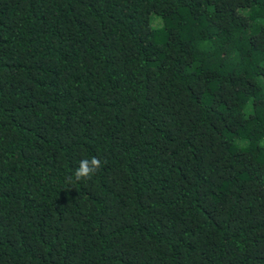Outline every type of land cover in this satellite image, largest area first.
<instances>
[{
	"label": "trees",
	"instance_id": "trees-1",
	"mask_svg": "<svg viewBox=\"0 0 264 264\" xmlns=\"http://www.w3.org/2000/svg\"><path fill=\"white\" fill-rule=\"evenodd\" d=\"M0 264H264V0H0Z\"/></svg>",
	"mask_w": 264,
	"mask_h": 264
}]
</instances>
